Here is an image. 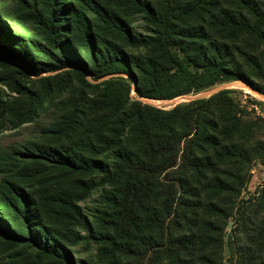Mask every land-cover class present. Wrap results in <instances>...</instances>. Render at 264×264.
<instances>
[{"label": "trees", "instance_id": "16d2710c", "mask_svg": "<svg viewBox=\"0 0 264 264\" xmlns=\"http://www.w3.org/2000/svg\"><path fill=\"white\" fill-rule=\"evenodd\" d=\"M66 1L16 0L21 10L39 8L35 10L45 18L43 28L51 49L35 47L45 55L39 60L33 55L31 40L17 34L12 20L13 32L7 30L5 42L0 41V60L7 63V56L34 74L77 66L95 80L122 73L136 85L132 87L122 77L103 81L100 102L109 115L101 117L90 141L82 147L29 152L0 149V169L7 173L14 162L45 160L56 169L84 176L97 174L98 182L111 193L104 213L116 233L95 236L102 251L137 256L140 264H196L203 240L193 228L205 223L204 210L229 217L214 199L227 192L238 196L242 172L256 156L251 147L256 123L244 117L229 90L170 110L132 100L130 94L134 89L140 98L171 100L239 80L264 95V0H158V7L151 0H126L127 6L145 14L151 25L147 36L132 34L118 14L97 0ZM91 16L140 54L113 49L107 41L100 44ZM5 19L0 6V23ZM195 20L199 23L189 26ZM23 72L27 74L26 69ZM25 118H31L30 111ZM75 118V111L61 116L57 132L69 135L76 127ZM34 173L19 170L21 177ZM4 176L0 182V238L29 243L44 256L72 264L55 238L34 234L36 228L47 232L35 201L7 178L11 175ZM230 178L237 181V187ZM53 200L54 205L71 206L63 197ZM123 223L129 226L125 236L118 234ZM212 228L217 230L215 225ZM209 239L221 246V237Z\"/></svg>", "mask_w": 264, "mask_h": 264}, {"label": "rangeland", "instance_id": "374dc122", "mask_svg": "<svg viewBox=\"0 0 264 264\" xmlns=\"http://www.w3.org/2000/svg\"><path fill=\"white\" fill-rule=\"evenodd\" d=\"M97 1L118 14L132 34L142 36L151 34V25L145 14L137 8L127 6L126 0ZM151 1L156 7L159 6L158 0ZM70 2V0L66 1L67 4ZM0 6L1 12L7 16V20L0 23L1 42H5L7 30L13 32V25L11 26L13 20L17 34L25 35L31 40L32 50L35 47L51 49L49 38L43 28L45 18L35 10L39 8L29 6L21 10L16 0H0ZM91 18L95 25L94 34L100 44L107 41L111 43L113 49H121L127 54H140L139 49L130 47L105 23L94 22V16ZM198 23L199 21L195 20L189 22V26ZM78 47L81 49V46ZM33 55L39 56V60L45 56L35 50ZM4 59L7 63L0 60V149L8 151L29 152L82 147L84 142L90 141L91 131L94 126L97 127L101 123V117L109 115V110L103 108L100 102L105 92L103 81L112 77H122L128 79L132 87L136 85L133 78L122 73L95 80L81 66H77L34 74L24 64L10 61L7 56ZM28 59L31 63H35L32 58ZM85 62L89 64L88 61ZM25 69L27 74L23 72ZM82 71L85 72V77L82 76ZM258 82L262 83L261 80ZM224 90L231 91L230 95L244 110V117L256 123L251 143L253 154L256 156L250 163L249 169L246 168L242 172L243 178L238 196L232 197L230 195L233 193L227 192L230 195L222 194L218 200L214 199L218 205L227 210L229 217H218L214 210L207 212L204 210L205 223H198L199 225L193 228L199 239L203 240L202 245H198L195 261L196 264H264L262 234L264 232L262 226L264 223V95L238 80L221 82L200 92L171 100L140 98L134 89L130 96L132 100H140L151 106L170 110L178 104L209 98ZM65 104L68 106L65 107ZM29 111L31 118L26 119L25 116ZM72 111L76 114V127L74 126V130L69 135L62 136L57 132L58 123L61 116ZM20 168L21 171L30 169L35 173L21 177ZM6 169L11 175L7 178L25 189L36 203L35 208L38 209L47 232L36 228L34 234L55 238L67 250L72 264L141 263V258L125 257L119 250L102 251V245L95 239V236L99 235H116L114 226L110 223L108 215L104 213V208H109L111 193L108 186L98 182L97 174L84 176L56 169L45 160L14 162ZM7 173L0 169V182ZM230 182L233 187H237L236 180L231 179ZM56 197H63L66 202L71 203V206L67 208L66 203L60 202L54 205L53 198ZM213 225L217 230H212ZM123 226V231L119 230L118 234L125 236L124 233L128 232L129 226L125 223ZM209 237L216 240L221 237V246ZM0 264L61 263L42 255L29 243L21 241L11 243L0 238Z\"/></svg>", "mask_w": 264, "mask_h": 264}, {"label": "bare ground", "instance_id": "6f19581e", "mask_svg": "<svg viewBox=\"0 0 264 264\" xmlns=\"http://www.w3.org/2000/svg\"><path fill=\"white\" fill-rule=\"evenodd\" d=\"M247 88H249V87H247ZM245 90H247V89H245ZM255 95V94H254ZM256 96V95H255ZM260 96V95H259ZM261 98V97H260Z\"/></svg>", "mask_w": 264, "mask_h": 264}]
</instances>
